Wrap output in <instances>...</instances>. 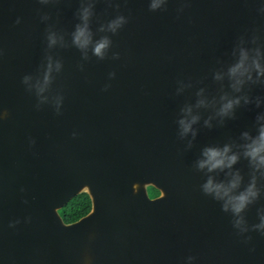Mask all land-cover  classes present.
<instances>
[{"label":"water","instance_id":"95a60500","mask_svg":"<svg viewBox=\"0 0 264 264\" xmlns=\"http://www.w3.org/2000/svg\"><path fill=\"white\" fill-rule=\"evenodd\" d=\"M78 4L0 0V264H264V236L237 235L192 167L201 147L254 132L259 109L202 128L188 150L175 123L196 87L215 92L211 70L237 35L256 28L264 40L258 0H168L154 12L147 0H95L93 31L117 14L128 22L102 61L82 60L70 42L51 50L63 63L50 89L64 97L57 115L35 107L21 78L43 60L46 24L67 34ZM178 80L194 87L177 95ZM83 193L90 212L65 223L60 210ZM246 219L256 222L255 206Z\"/></svg>","mask_w":264,"mask_h":264},{"label":"clouds","instance_id":"9594fccd","mask_svg":"<svg viewBox=\"0 0 264 264\" xmlns=\"http://www.w3.org/2000/svg\"><path fill=\"white\" fill-rule=\"evenodd\" d=\"M38 2L48 5L52 0ZM167 4L168 0H147L148 9L153 12L165 9ZM94 7L95 0H79L73 13L75 23L67 34L52 24H46L43 60L34 74L28 73L21 78L25 90L35 95L37 109L51 104L59 115L64 101L60 92L52 94L50 91L56 75L63 68L62 60L54 58L51 50L68 47L70 42L79 51L82 60L87 61L91 56L102 61L109 56L113 46L109 34H117L128 22L126 16L117 14L93 31L91 19ZM257 12L264 15V0H258ZM40 20L47 22L48 14H42ZM15 23H20L19 17ZM224 56L225 59H217V66L211 70V80L218 86L215 92H210L206 86L196 87L194 99L179 107L175 123L178 139L185 142V149L188 150L193 147L202 128L223 127L227 121L236 118L239 108L248 109L251 106L259 109L253 120L254 132L245 129L230 141L205 145L192 162V167L203 175L199 185L201 193L218 203L220 211L230 216L236 234L244 236L247 242L251 237L245 236L246 233L256 232L264 236V204L260 203L264 199V94L253 93L254 88L264 89V40L259 30L253 28L248 34L237 35ZM111 58L118 59L119 53L111 52ZM78 67L82 69L83 65ZM108 76L111 79L115 73L109 72ZM176 83L177 95L194 87L190 80H178ZM34 143L33 139H29L30 145ZM242 160L246 161V172L237 167ZM253 206L256 222L249 224L246 212ZM185 260L186 264H192L194 257L189 255Z\"/></svg>","mask_w":264,"mask_h":264},{"label":"trees","instance_id":"16d2710c","mask_svg":"<svg viewBox=\"0 0 264 264\" xmlns=\"http://www.w3.org/2000/svg\"><path fill=\"white\" fill-rule=\"evenodd\" d=\"M152 191L155 194L158 192L155 188H152ZM90 210V197L86 193H83L65 205L64 208L60 210V215L62 216L65 223H73L87 215Z\"/></svg>","mask_w":264,"mask_h":264},{"label":"flooded vegetation","instance_id":"af4514ba","mask_svg":"<svg viewBox=\"0 0 264 264\" xmlns=\"http://www.w3.org/2000/svg\"><path fill=\"white\" fill-rule=\"evenodd\" d=\"M152 188L153 187H149L148 188V193H149L150 198H156V197H158L161 194L160 191L157 190L158 192L155 194V193H153Z\"/></svg>","mask_w":264,"mask_h":264}]
</instances>
